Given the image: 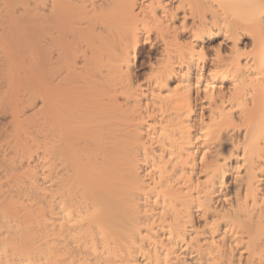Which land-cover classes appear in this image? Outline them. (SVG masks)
<instances>
[{"label":"bare ground","instance_id":"1","mask_svg":"<svg viewBox=\"0 0 264 264\" xmlns=\"http://www.w3.org/2000/svg\"><path fill=\"white\" fill-rule=\"evenodd\" d=\"M0 41L57 81L49 182L0 220V264H264V0H0Z\"/></svg>","mask_w":264,"mask_h":264},{"label":"rangeland","instance_id":"2","mask_svg":"<svg viewBox=\"0 0 264 264\" xmlns=\"http://www.w3.org/2000/svg\"><path fill=\"white\" fill-rule=\"evenodd\" d=\"M151 34H154V33H150L152 43L140 44V47L138 50L139 54H138L137 58L131 59V62H132L131 65L135 66V67H133V76L136 77V80H135L136 86L145 85V82H146L145 80L147 78H149L150 66H153V64L155 63V60H156L155 58H158V54H159L160 49H161L159 42H155L156 36L155 35L153 36ZM4 41H6V40H4ZM2 43L0 45V196H3V198L0 197V202H1L0 203V211H1V213L3 211V214L5 215V213H6V215L3 217L0 213V220H1V222L3 221L2 222L3 225L5 224L4 226H6L7 224L5 223V221L11 222V223L8 222V225L9 224L12 225V222L14 220L23 221L21 218L22 216H20L24 213V212H22V210L24 211L22 205L24 204V207H26V205H31L32 203H34L33 201H36V200H34L35 197L33 195L35 193H33V194L31 193L32 190L34 192L35 187H37V186L38 187L39 186L44 187V185L47 186V184H48V183H46L48 181L47 178H49L50 174H51L48 171L50 170L51 163H52V158H50L52 156L51 155L52 152L50 151L51 149H50V145L48 144V142L51 144V142L49 141L50 140L49 137L50 136L52 137V135H51L52 127L50 125V121H51L52 117H50V116L52 115V112H51L52 106L51 105L53 104V103L51 104V102H53V101H52V99H50L49 95L51 96L53 94L52 90L54 89V87H56L57 81H52L51 78L49 79V77H47L44 74V73H46V74L50 73V70L52 71L53 67H51L52 69L48 70L49 66H47L48 69L45 70V69H43V67L39 66L38 64L36 65L35 62H33V61L30 62L28 60L30 62V65H29V63L26 61L27 59H25V61L27 62L26 63L25 61H23L24 58L22 59L21 56L19 57V55L22 54V53H20V54H18L19 60L21 58L23 61L22 64H24L23 67L20 65L23 68L22 69L15 62L16 59L15 60L11 59V57L14 56V53L16 50L11 49L9 47L10 50H12V51L15 50V51H13L14 53L12 55H9V57L5 56L4 54L6 53V51L3 50L4 47L2 48ZM6 43L10 44V42L8 40L6 41ZM3 46H5V45H3ZM79 46L80 47L82 46V50H84V48H85L84 44L78 45V48H79ZM6 48L7 47H5L4 49H6ZM249 49H250V47H248V50ZM76 50L79 51V49H76ZM85 50H86V52H88L87 49H85ZM81 54L83 55V53H81V49H80V55ZM23 56L25 58L28 57V55L25 56V54ZM18 57L16 55L17 62H18ZM3 58H6V59H3ZM78 59L80 60V58H78ZM1 60H2V62H1ZM10 60L12 62H10ZM79 60H78L79 63H77V64H78V66L80 64L81 65L79 66V68L77 65H75L73 70L76 69V71H74V73H73L74 75L72 76L74 78L70 79V80L73 79L74 83H76V85L71 84L73 82V80H72V81H70L71 83L68 86V88H71L70 86H77V85L80 88L81 87L84 88L83 85H85L86 83L82 85V83L84 81L81 82L80 77L82 80H84L83 79L84 77H86L88 79L87 75L84 74V72H82V71H84V69L82 67L83 63H81L82 59L80 61ZM14 63H15V66H13ZM25 63L27 66H25ZM32 63L33 64L35 63V64L33 65ZM28 66H30L31 69H30V67L28 68ZM98 66H96V67H98ZM35 67L37 70L35 69ZM98 68L99 69L96 68L97 74L99 73L98 71L101 69L100 66ZM41 69H42V71H41ZM78 70H82V71H80V72H82V75L79 73ZM100 71H103V69H101ZM4 72L7 73V76ZM41 72H43V74ZM78 73H79V75H78ZM103 73L105 74L104 71H103ZM16 74H18V75H16ZM14 76L15 77L17 76V77L15 78ZM21 77H22V79H21ZM43 77H44V79H43ZM39 79L41 81H39ZM87 79H85V81H87ZM143 81H145V82H143ZM78 82H81V83H78ZM79 84H81V86ZM40 88H42V89H40ZM80 88L78 90H80ZM71 89L73 92V88H71ZM75 89L77 90V88H75ZM42 90L45 91L44 95L42 93L43 92ZM36 91L37 92L41 91V94L37 95ZM38 93H40V92H38ZM40 95H43L44 97L46 96L45 98L47 101L44 99V97H42ZM47 96L49 99H47ZM104 98H106V97L103 96L101 99H104ZM51 146H52V144H51ZM48 149L51 153L48 151ZM42 159L45 161L43 162ZM39 160H40V162H39ZM36 164H38L41 168ZM41 164H42V166H41ZM46 165L48 168L49 167L50 168L46 169L47 168ZM36 166H38V167H36ZM44 166H45V168H44ZM31 169H32V171H30ZM35 169H36V171H35ZM42 169L44 170V172H42L43 171ZM28 170H29V172H28ZM24 171H26V172H24ZM35 172H36V174H35ZM24 173H26V174H24ZM31 173L34 174L35 176H32ZM29 174H30V176L27 177V175H29ZM47 174H48V176H47ZM31 176H32V178L35 177V180H34L35 182L32 180ZM41 176H44V177H41ZM45 177H47L46 178L47 181L45 180L46 182L44 183ZM31 182H32V185H29V183H31ZM33 185L34 186L36 185V186L34 187ZM30 187H32L30 194H28L29 192L25 193V190H27V189L30 190ZM32 195H33V199L30 197ZM24 196L25 197L27 196L26 199ZM7 197H9L8 199H12V197H13V199H15L14 202H16L17 200L19 202L17 201L16 202L17 204L13 203L14 204V205L12 204L13 206L11 205L10 207H6V209H1V207L4 208V204L2 206V203L7 202V200H8ZM29 197L31 199H29ZM23 199H25V201ZM26 200L28 201V203ZM14 213H16V215ZM18 214H20V215H18ZM1 216L3 218H1ZM6 216L8 217V219ZM11 218H13V219H11ZM15 222H17V221H15Z\"/></svg>","mask_w":264,"mask_h":264}]
</instances>
